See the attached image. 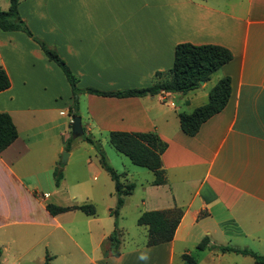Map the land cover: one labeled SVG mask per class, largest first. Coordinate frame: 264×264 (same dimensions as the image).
I'll return each mask as SVG.
<instances>
[{"label": "crops", "instance_id": "obj_1", "mask_svg": "<svg viewBox=\"0 0 264 264\" xmlns=\"http://www.w3.org/2000/svg\"><path fill=\"white\" fill-rule=\"evenodd\" d=\"M9 4L10 0L4 2L0 9L7 10ZM17 9L32 35L65 61L79 88L147 86L155 80L157 71L165 72L172 66L174 47L181 42L217 44L232 53L231 60L214 71L209 80L183 94L112 97L79 93L76 115L81 117L86 135L93 137V130L152 131L167 144L161 154L166 181L153 185L151 171L149 179L135 184L123 197L120 209L137 187L136 219L143 211L174 207L182 210V216L170 241L147 246V227L142 225L144 240L125 245V227L119 225L118 217L116 227L114 219L107 227L96 209L94 215L80 210L56 215L46 211L45 204L52 203L51 195L61 187L62 174L55 188L43 191V198L35 194L32 198L52 221L34 223L61 229L78 249L69 251L65 263L257 264L249 255L220 252L210 246L247 248L264 256V0H19ZM0 66L10 80V86L0 91V111L10 114L18 133L0 152V162L9 168L32 144L19 126H31L37 114H42L41 125L54 131L53 138L68 141L64 126L68 115L67 127L71 130L72 93L59 66L22 31L0 30ZM224 76L230 78L226 105L206 119L194 135L184 133L179 113H189L206 103L214 81ZM37 83L40 92L33 90ZM61 89L68 92L65 101L60 98ZM81 99L85 103L84 123L78 113ZM67 151L70 155L71 150ZM59 163L52 160L55 167ZM121 173L128 182L127 174ZM16 181L20 185L21 179L16 177ZM79 184L75 181L72 185ZM72 199L70 205L96 206L91 195L83 198L72 194ZM113 208L108 209L110 216ZM73 211L83 214L80 219L87 227L82 232L80 221L63 224L60 220ZM115 228L120 230L118 255L112 254L108 241ZM202 238H208L207 245L197 249ZM55 240L62 242L58 235ZM142 255L147 258L141 259ZM46 257L48 264L57 258Z\"/></svg>", "mask_w": 264, "mask_h": 264}, {"label": "rangeland", "instance_id": "obj_2", "mask_svg": "<svg viewBox=\"0 0 264 264\" xmlns=\"http://www.w3.org/2000/svg\"><path fill=\"white\" fill-rule=\"evenodd\" d=\"M4 2L8 3L9 0H0V6L2 4L4 7ZM214 82L216 83L217 80ZM151 83L149 82L147 86ZM33 90L40 92V85L35 84ZM61 91V101H65L68 98V92L63 89ZM17 101L15 100L16 104ZM84 109L85 103L81 99L78 113H81L83 123L86 122ZM33 117L31 126L23 128L21 125L19 126L21 134L27 136L29 143H32L29 145V150L14 160L9 168L0 162V264H44L46 254L57 256L55 260H50L49 264H66L64 257H67L69 251L78 252L73 242L61 233V229L44 228L40 224L34 223L45 221L52 224L51 218L48 215L45 216L44 208H41L40 204L32 197L35 194L37 198L41 199L44 195L43 191L55 188L52 169L56 167L52 165L53 159L57 163L60 162L57 169H61L63 181L56 193L51 195L49 202L57 205H70L73 202L72 194L83 198L91 195L95 199L96 206H94L102 223L110 227L114 219L108 212V209L115 205L113 181L100 166L94 146L81 136H71V130L67 127L68 115L65 116L66 126H64L67 128V131L64 129V133L69 134L68 141H63L61 137L58 141L56 137L51 136L54 131L46 130L45 127L48 125H41L42 122H39L40 118L42 119V114ZM92 136L99 140L108 163L117 172L127 174L128 182H133L138 186L152 176L150 170L133 164L128 157L116 151L109 144L107 132L93 130ZM44 137L46 139L42 140ZM36 139L37 142H34ZM67 142L71 150L70 155L69 151L61 149L59 146L62 144L64 147ZM64 151L67 156L65 162L62 163L61 158ZM94 176L96 177L93 178ZM16 177L21 179L20 185L17 183ZM122 180L127 182L124 178ZM75 181H79L80 184L72 185ZM139 195L140 189L136 187L118 213V223L125 227L122 232L123 238L126 240L125 245L128 246L140 244L146 234L145 227L137 225L135 218ZM80 218H83V214L73 211L64 214L60 220L63 221V224L69 221H80V231L82 232L87 226L84 219ZM53 233L54 236H52ZM56 235L62 241L61 243L55 240ZM86 244L87 241L83 245ZM194 252L197 251L194 250ZM249 264H253V262L249 261Z\"/></svg>", "mask_w": 264, "mask_h": 264}, {"label": "trees", "instance_id": "obj_3", "mask_svg": "<svg viewBox=\"0 0 264 264\" xmlns=\"http://www.w3.org/2000/svg\"><path fill=\"white\" fill-rule=\"evenodd\" d=\"M19 0H10L7 10L0 9V30H19L31 37L48 59L55 62L64 73L72 93V104L69 108L70 113L76 114L78 96L81 92L91 93L101 96L112 97H132L144 96L147 94L156 95L158 93H186L199 87V82H206L211 74L223 64L231 60V51L217 44H193L181 42L175 45L173 52L172 66L165 72L157 71L155 80L148 86L142 88H129L122 90H99L93 87L79 88L77 78L72 74L65 61L58 55L55 49L49 47L43 41L35 38L28 29L18 13ZM10 86L9 77L3 67L0 66V91ZM230 93V78L224 76L220 78L209 90L208 100L203 105L194 108L191 112L179 113L180 129L188 134L194 135L200 125L213 114L219 112L227 103ZM18 136L17 128L8 112L0 111V152L9 146ZM85 141L94 146L97 151L100 166L108 173L114 183L116 194V204L110 210L114 217V225L117 226L119 209L123 205V197L132 192L135 187L133 182H124V173L117 172L107 161L98 139L83 133L81 136ZM108 141L119 153L139 167L146 168L153 172L152 184H161L166 181L162 168L161 154L166 148V143L160 139L157 133L139 131L111 130L108 132ZM69 150V143L64 147ZM60 164V163H59ZM58 167V166H57ZM57 167L53 170L54 183L57 186L62 178L61 170ZM45 209L50 215H56L65 211L80 210L86 215L95 214V206L92 203H82L73 205H57L46 203ZM182 216L180 208L156 209L143 211L136 219L137 225L147 227L146 245H156L170 241L173 238L175 229ZM120 230L115 228L108 236L113 255H118ZM208 238H202L196 245L197 249H204ZM220 252H234L253 257L255 263L264 264V256L256 254L247 248L233 246H210ZM183 257L193 262L190 256L184 254ZM49 257L45 258L44 264H48Z\"/></svg>", "mask_w": 264, "mask_h": 264}, {"label": "water", "instance_id": "obj_4", "mask_svg": "<svg viewBox=\"0 0 264 264\" xmlns=\"http://www.w3.org/2000/svg\"><path fill=\"white\" fill-rule=\"evenodd\" d=\"M199 84H203V81H200ZM83 129L81 124V117L76 114L71 115V134L73 137H80L83 135ZM67 153L63 152L61 162H65Z\"/></svg>", "mask_w": 264, "mask_h": 264}, {"label": "clouds", "instance_id": "obj_5", "mask_svg": "<svg viewBox=\"0 0 264 264\" xmlns=\"http://www.w3.org/2000/svg\"><path fill=\"white\" fill-rule=\"evenodd\" d=\"M140 258H141V259H146L147 257H146V256H144V255H142Z\"/></svg>", "mask_w": 264, "mask_h": 264}]
</instances>
